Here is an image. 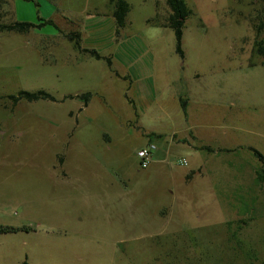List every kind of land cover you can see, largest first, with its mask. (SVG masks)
Wrapping results in <instances>:
<instances>
[{
	"label": "rangeland",
	"instance_id": "obj_1",
	"mask_svg": "<svg viewBox=\"0 0 264 264\" xmlns=\"http://www.w3.org/2000/svg\"><path fill=\"white\" fill-rule=\"evenodd\" d=\"M39 1H1L0 22L47 20L51 3ZM57 1L81 31L108 0ZM126 2L120 36L151 58L147 117L104 61L51 50L53 26L0 33V227L17 230L0 234V264H264V182L253 179L264 159L249 150L264 155V58L254 53L264 3L184 0L181 58L165 0ZM39 91L54 101L8 98ZM174 94L190 99L187 122L164 102ZM172 132L230 151L192 154ZM148 144L156 150L142 169Z\"/></svg>",
	"mask_w": 264,
	"mask_h": 264
},
{
	"label": "crops",
	"instance_id": "obj_2",
	"mask_svg": "<svg viewBox=\"0 0 264 264\" xmlns=\"http://www.w3.org/2000/svg\"><path fill=\"white\" fill-rule=\"evenodd\" d=\"M47 1L51 3V7L53 10H51V14H50L51 16H49L48 19L44 21H48V20L52 21L54 25L60 30V32L58 31L53 35H46L47 38H50V40L52 39L51 44L49 45L51 50L57 52L60 46L61 47L63 46L64 49L65 47L69 46L68 50L70 52L71 51L76 52V54H78L79 56H84V55L90 56L86 53H82L76 50L73 46V43L68 41L65 37V35L72 33L79 35V45L81 49L94 50L101 57L110 59L111 70L114 71L113 74L115 75L116 73L117 75V76L115 75L116 77L128 81L129 86L127 88V91H130L132 89L133 96L129 98V101L133 105L132 106L133 110L136 109L137 112L139 108L143 113H145V117H147L148 114L152 112L153 109L152 107L156 103L152 94L153 82H154L152 76V69L150 68V65H147L146 63V61H148V64H150L151 62L150 55L148 53L147 54L148 58L145 59V47H142L141 50L142 54L139 55L140 59L138 56L135 57V55L133 54L134 52L133 44L124 43L123 39L121 38L123 36H120L122 30H120L118 34L119 39L117 40V42L115 41V21L112 16V7L108 4V1L106 5L107 11L102 15L100 13L89 14L87 16L89 21L84 25L81 31L73 30L71 20L67 19L65 16H61L56 11L57 10L56 7H59V5L57 4H61L59 1L42 0V3H44L46 6H50L48 5ZM37 2L39 3L40 1L37 0ZM103 19H105L106 22H104ZM65 29H70V30H65ZM117 67L120 70H116ZM173 101L177 102L179 110L186 121V118L188 117V109L189 106L191 105L190 99L189 98L185 99L177 94H174L171 95L170 98H167L164 102L166 104L168 103L171 104ZM164 102L162 104H164ZM162 104L160 106H162ZM182 104L184 106V110ZM150 134L158 138L165 136L162 133H150ZM170 137L172 144L179 142L187 143L192 154H196L198 150L201 151L204 148H209L210 150L209 151L206 150V151L212 152L213 154L214 153L219 154L230 151L225 148H220V146L218 147L217 149L218 151H217L216 149L214 148L212 149L211 147L208 146L196 145L194 144L195 137L193 136L192 133L183 134L182 137L178 138L177 133L172 132ZM217 143H221V141H217ZM261 155L263 156L264 159V155L263 154ZM152 161L153 159L151 158L150 164L152 163ZM200 170H201L200 166L198 167L196 173L193 172V170L192 171L188 170L185 174V181H187L188 183L192 181V177L191 178L189 177L191 173L193 176L199 177L201 175ZM253 179L255 180V176L253 177Z\"/></svg>",
	"mask_w": 264,
	"mask_h": 264
},
{
	"label": "trees",
	"instance_id": "obj_3",
	"mask_svg": "<svg viewBox=\"0 0 264 264\" xmlns=\"http://www.w3.org/2000/svg\"><path fill=\"white\" fill-rule=\"evenodd\" d=\"M1 1L3 0H0V2ZM25 1H32V0H25ZM261 1L264 3V0H261ZM165 2L169 9V15L166 17L163 26L168 27L173 31L174 37H175V52L182 58L183 57V52L181 49L182 27H183V24L186 18H188L191 15V11L188 9L184 0H165ZM108 4L112 7V16L115 21V41L117 42L118 34L120 30H122L125 27L126 17H127V14L129 13V5L126 2V0H108ZM39 21L41 22L39 24H33V23H28V22H9V23L0 22V33L6 32V33H15V34H27L45 25H51L60 32V30L54 25L52 21L50 20L44 21L42 19H40ZM147 22L152 23V19L148 20ZM65 37L68 41L73 43V46L76 50L82 53H86L96 60H104L107 66L109 67V69L111 70V61L109 58L101 57L94 50H83L80 48L79 35L72 33V34L65 35ZM254 53L264 58V39L255 41ZM88 97H89V94H83L80 96H67L66 98H69V99L80 98L84 101H87ZM8 98L14 104L21 100H24L26 102H34L38 100L54 101V98L52 96H50L49 94L43 91H39L35 93L19 92L16 96H9ZM182 107L184 110L183 104H182ZM204 149L207 151L210 150L209 148H204ZM249 150L253 153V155L255 156L257 160H259L260 162L263 161V156L259 152L253 149H249ZM255 182L256 183L264 182V170L263 169L256 172ZM16 231L17 230L12 229V228L0 227V234L12 233ZM22 264H26V263L24 262Z\"/></svg>",
	"mask_w": 264,
	"mask_h": 264
},
{
	"label": "built area",
	"instance_id": "obj_4",
	"mask_svg": "<svg viewBox=\"0 0 264 264\" xmlns=\"http://www.w3.org/2000/svg\"><path fill=\"white\" fill-rule=\"evenodd\" d=\"M155 150H156L155 145L148 144L145 148H143L137 152V157L140 160V167L142 169L148 167L150 160H151L152 153ZM179 165L186 166L187 162L184 159H182L179 161Z\"/></svg>",
	"mask_w": 264,
	"mask_h": 264
}]
</instances>
